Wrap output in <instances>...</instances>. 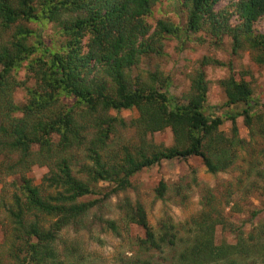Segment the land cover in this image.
Here are the masks:
<instances>
[{
	"label": "trees",
	"instance_id": "obj_1",
	"mask_svg": "<svg viewBox=\"0 0 264 264\" xmlns=\"http://www.w3.org/2000/svg\"><path fill=\"white\" fill-rule=\"evenodd\" d=\"M158 1L0 0V176L12 177L13 186L20 192L14 193L9 206L5 205L11 223V243L7 254L0 257V264H66L55 246L59 233L82 221L97 204L98 200H79L101 194V182L116 185L105 194L107 198L129 187L130 178L139 171L163 160L195 156L203 159L210 173L226 168L227 162L214 163L203 146L208 136L219 131L224 116L222 113L220 117L209 116L203 110L208 93L203 71L196 76L195 93L187 104L173 108H169L168 94L156 86L160 82L156 73H152L153 85L149 87L140 83V87L134 88L129 80V70L139 64L142 56L159 54L163 35L177 31L174 25L161 20L149 36L151 26L145 19ZM185 1L191 7L188 27L195 30L219 0ZM238 13L244 20V36L249 46L264 51V35L253 32L254 23L264 16V0H243ZM46 19L63 25L67 39L60 51L52 52L41 41L37 46L29 44L34 32L24 22ZM87 36L91 38L85 46ZM238 36L235 35L237 47ZM40 49L45 58H34L27 66L29 78L35 80L33 86H28L30 80H18L13 71ZM256 60L264 64V54ZM222 85L228 104L246 103L244 115L248 122L249 113L258 105L251 100L249 85L232 76L222 81ZM21 88L29 95L25 106L15 101V93ZM63 97L75 98L76 105L66 106ZM123 109L138 111L134 125L141 143L132 150L125 149L119 159V155L109 152L110 137L117 134L119 125L126 127V123L112 118L109 112ZM229 118L237 133V116ZM166 129L172 130L177 144L184 145L182 148L178 144L175 148L158 150L148 143V135ZM76 151H82L87 161L77 171ZM35 166L50 170L39 186L26 177ZM164 190L165 184L161 182L160 197L164 196ZM42 218H53L55 222L46 227ZM131 219L146 231L144 244L162 248L169 240L175 245L173 239L176 243L177 236L170 234L174 226H163L165 233L157 239L142 208ZM216 223L202 224L193 247L179 256L180 261L243 264L238 258L256 247L254 234L246 246L242 238L235 246H218L212 235Z\"/></svg>",
	"mask_w": 264,
	"mask_h": 264
},
{
	"label": "rangeland",
	"instance_id": "obj_2",
	"mask_svg": "<svg viewBox=\"0 0 264 264\" xmlns=\"http://www.w3.org/2000/svg\"><path fill=\"white\" fill-rule=\"evenodd\" d=\"M242 1L219 0L195 30L188 27L191 7L186 6L185 0L156 2L145 19L151 26L149 36L161 20L174 25L177 31L163 35L159 54L142 56L139 64L128 72L134 88L140 87V83L148 84V87L153 85L151 75L156 73L160 79L156 86L168 94L169 108H173L187 104L195 93L196 76L203 71L208 84L203 110L213 117H220L219 113L224 115L219 131L208 136L203 146L214 163L227 162L226 168L210 173L203 159L195 156L163 160L139 171L130 178L129 187L107 198L105 194L114 190L116 185L101 182V194L79 200H98L97 204L82 221L59 233L55 246L66 264H188L180 261L179 256L186 253L188 247H193V240L199 235L202 224L210 226L216 221L212 233L216 245L235 246L242 238V244L246 246L254 234L256 247L238 259L243 264H264V64L256 60L264 51L252 49L244 36V20L238 13ZM41 8L42 5L39 10ZM24 24L34 32L29 39L32 46L39 45L41 41L45 48L57 52L66 44L63 25L57 21L33 20ZM253 32L264 35V16L254 23ZM237 34L239 47L235 42ZM90 38L87 36L83 45L87 46ZM34 58H45L41 49L13 71L18 80H30L28 86L35 83L29 78L27 69ZM231 76L239 83L249 85L251 100L258 104L249 113L248 122L244 115L246 103L228 104L222 81L229 80ZM28 100L25 88L16 91L18 105L25 106ZM61 100L68 107L77 103L75 98L63 97ZM109 115L126 123V127L119 125L117 134L110 137L109 152L119 155L120 159L125 149L132 150L141 143L134 125L139 113L136 109H123L110 110ZM229 115L237 116V133ZM90 135L94 137V133ZM147 140L158 150L175 148L179 144L171 129L150 134ZM179 146L182 148L184 145ZM75 156L78 158L77 171L87 161L82 151H76ZM49 171L47 167L35 166L26 177L39 186ZM13 181L12 177L0 176V257L7 254L11 243V223L6 217L5 205L12 203L14 193L20 194ZM161 182L165 184L163 197L158 194ZM138 208L143 209L157 239L165 233L163 226H174L170 234L177 236L176 243L173 239L175 245H171L169 240L162 248L144 244L146 231L131 219ZM257 212L259 214L255 215ZM42 221L44 226L50 227L55 219L42 218ZM180 238L183 239L180 241Z\"/></svg>",
	"mask_w": 264,
	"mask_h": 264
}]
</instances>
